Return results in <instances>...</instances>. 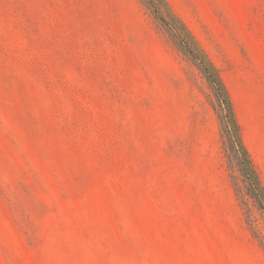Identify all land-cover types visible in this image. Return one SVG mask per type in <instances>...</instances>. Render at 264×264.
Here are the masks:
<instances>
[{"label": "rangeland", "instance_id": "obj_1", "mask_svg": "<svg viewBox=\"0 0 264 264\" xmlns=\"http://www.w3.org/2000/svg\"><path fill=\"white\" fill-rule=\"evenodd\" d=\"M167 1L264 181V0ZM212 103L140 0H0V264H264Z\"/></svg>", "mask_w": 264, "mask_h": 264}, {"label": "trees", "instance_id": "obj_2", "mask_svg": "<svg viewBox=\"0 0 264 264\" xmlns=\"http://www.w3.org/2000/svg\"><path fill=\"white\" fill-rule=\"evenodd\" d=\"M140 1L151 17L160 23L176 49L199 69L209 87L214 91L216 103H212V106L226 143L228 165L232 171L235 192L242 205L245 220L253 227L256 213H258L264 222V181L244 142L231 95L219 68L210 59L185 22L173 11L167 0ZM224 123L228 126L227 130L224 128ZM258 236L264 238L261 232Z\"/></svg>", "mask_w": 264, "mask_h": 264}]
</instances>
